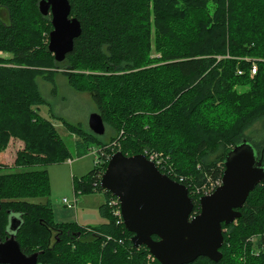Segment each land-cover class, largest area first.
Masks as SVG:
<instances>
[{
	"label": "trees",
	"instance_id": "trees-1",
	"mask_svg": "<svg viewBox=\"0 0 264 264\" xmlns=\"http://www.w3.org/2000/svg\"><path fill=\"white\" fill-rule=\"evenodd\" d=\"M39 1L0 0V150L21 142L13 165L0 163V236L12 213L21 219L15 240L24 254L38 252L37 264H160L132 247L99 179L115 151L154 153L199 210L234 145L246 139L264 166V0H68L81 34L61 62L47 49L52 26ZM58 72L104 124L97 135L58 117L80 153L97 147L94 167L72 180L74 194L104 192L105 220L94 227L57 223L49 199L33 201L49 195L45 167L70 157L39 113L37 79ZM238 211L222 224L221 258L187 264H264V182Z\"/></svg>",
	"mask_w": 264,
	"mask_h": 264
},
{
	"label": "water",
	"instance_id": "water-1",
	"mask_svg": "<svg viewBox=\"0 0 264 264\" xmlns=\"http://www.w3.org/2000/svg\"><path fill=\"white\" fill-rule=\"evenodd\" d=\"M70 9L68 0L38 3L41 15L50 16L47 49L55 62L64 60L81 34L80 22L70 15ZM98 115L92 112L87 125L101 135L104 124ZM222 164L221 184L199 198L200 212L192 217L193 202L187 188L161 173L142 154L115 151L99 185L118 200L121 222L132 235L133 248L145 246L160 264H187L200 256L218 261L222 256V224L234 222L250 192L264 182V166L246 139L226 153ZM20 225V217L12 214L10 235L0 243V264H37L38 252L24 254L15 240Z\"/></svg>",
	"mask_w": 264,
	"mask_h": 264
},
{
	"label": "rangeland",
	"instance_id": "rangeland-1",
	"mask_svg": "<svg viewBox=\"0 0 264 264\" xmlns=\"http://www.w3.org/2000/svg\"><path fill=\"white\" fill-rule=\"evenodd\" d=\"M48 43V40H47ZM1 56H6L2 53ZM56 74L52 82L37 79L38 86L42 92L45 102L39 107V113L49 119L57 129L59 135L66 143L70 157L63 161L48 165L50 192L47 197L33 199L35 202L50 200L52 216L57 223H73L80 227H94L105 219L100 216L99 206L104 202L103 191L89 194H74L72 180L86 175L95 165L97 159L96 149L80 153L76 148V136L68 132L58 117H64L73 124L87 127L89 115L94 112V105L87 94L70 90L60 72ZM255 124L252 128H255ZM21 142H11L7 148L0 150V163L12 166L15 152L21 147ZM42 169L43 167H36ZM76 197L75 207L64 205L63 198L73 203ZM226 229H223L225 232Z\"/></svg>",
	"mask_w": 264,
	"mask_h": 264
},
{
	"label": "built area",
	"instance_id": "built-area-1",
	"mask_svg": "<svg viewBox=\"0 0 264 264\" xmlns=\"http://www.w3.org/2000/svg\"><path fill=\"white\" fill-rule=\"evenodd\" d=\"M1 54L2 53L0 52V56H1ZM255 72H256V65L253 64L251 66V74L253 75V74H255ZM148 160L152 161L156 166H162L161 165V159L154 153L149 155ZM220 184H221V182H214V183L210 184V187L206 190L207 192L205 193V195L212 193ZM62 201L68 207L75 206V199L73 200V203H69L66 198H63ZM107 204H108V206H111V207L118 206V208L115 209V213H116V215H119L121 217L119 203H118V200L116 198L110 199Z\"/></svg>",
	"mask_w": 264,
	"mask_h": 264
},
{
	"label": "flooded vegetation",
	"instance_id": "flooded-vegetation-1",
	"mask_svg": "<svg viewBox=\"0 0 264 264\" xmlns=\"http://www.w3.org/2000/svg\"><path fill=\"white\" fill-rule=\"evenodd\" d=\"M198 209L199 210H196L195 204L193 203V207H192V211H191L190 217L196 216V214H198L200 212L199 203H198ZM11 215H12V213L9 214V218H10ZM6 227H7V229L5 231L4 236L3 237L0 236V243L5 242L8 239L9 235H10L9 222H8V225ZM154 239H157V237H154Z\"/></svg>",
	"mask_w": 264,
	"mask_h": 264
},
{
	"label": "crops",
	"instance_id": "crops-1",
	"mask_svg": "<svg viewBox=\"0 0 264 264\" xmlns=\"http://www.w3.org/2000/svg\"><path fill=\"white\" fill-rule=\"evenodd\" d=\"M76 195H77V194H76ZM74 198H75V203H76V200H77V199H76V197H74ZM73 200H74V199H73ZM64 205H65V204H64ZM65 206H66V205H65ZM67 207H68V206H67ZM73 207H75V206H73ZM73 207H70V208H73Z\"/></svg>",
	"mask_w": 264,
	"mask_h": 264
}]
</instances>
